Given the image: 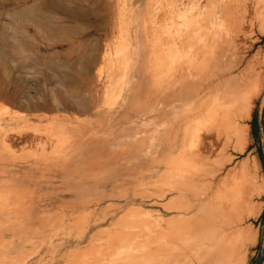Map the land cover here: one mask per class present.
Returning a JSON list of instances; mask_svg holds the SVG:
<instances>
[{
    "label": "rangeland",
    "instance_id": "obj_1",
    "mask_svg": "<svg viewBox=\"0 0 264 264\" xmlns=\"http://www.w3.org/2000/svg\"><path fill=\"white\" fill-rule=\"evenodd\" d=\"M187 4L190 7V0H72L70 4L69 3L64 4V1H60V0H0V107L3 109V110L1 109L2 112L7 110L6 115H3L4 113L0 111V113H2L0 115V127L2 129V131H0V138L4 139V142L6 141V145L7 144L10 145V147L9 145H7L9 149L8 151V149L4 147L3 145H1L0 143L1 145L0 146V152H1L0 159H2L1 160L2 162H0V172L2 171L0 175V179L8 180L10 174H13L15 176V181L11 183H4L3 184L4 186L0 188V192L2 194V198L0 199L2 201L0 203L2 202L4 203L0 205L1 207H3L5 203L6 204L8 203V195L10 193V190L11 192L13 190L12 193L14 194L13 195L14 199L11 205H5L6 207H9L8 208L9 210L5 209V206L2 209L0 208L1 210L5 209V211H7V216H6L7 218H1V217H4L5 216L4 213H6L5 211H1V210L0 211L4 213L0 215V218L5 219V220L10 219L11 222L12 220L13 222L16 221V224L15 222L14 224L12 222L10 223V225L9 223L5 225L4 223L9 222V221L3 220L4 221L3 222L0 219L1 220L0 224L2 223L0 225V233L3 232L0 234V240L1 241L6 240V241H3V244L5 243L4 245L6 246L8 244V247H9L7 249L6 246H4L3 244L0 245V249L2 246L6 248L5 250V248L2 247L3 251L5 250L4 255L1 254L3 253L1 252L2 249L0 250L1 256L2 255L4 256V257L0 256L1 264L2 263L3 264H6V263L7 264H68V263L69 264H73V263L74 264L75 263L76 264H88V262H90V259L93 256L94 257L99 256V258L101 257L100 256L101 254H99L100 250L99 252L98 251L96 252L94 250V249L98 250L97 248H99L100 246L101 247L99 249H102L101 251L104 255L106 253H108L109 255L110 254L109 251H110L111 252L110 256H112L114 249L113 248L111 249V246H112L111 240L113 239V237L115 238L117 235H121L122 234L121 231L123 232V229H124L121 227V225L119 226V224L122 223L123 220L125 221L126 217H128L126 218V220H128L129 222L130 221L133 222L134 219L137 220L136 222H138L139 217L137 215H134L135 214L134 211L140 212L139 216L142 215V212H143V214L148 215L152 220L158 221V223L160 224V227H162L160 230L161 232L159 233V236L163 237V235H165L167 236L168 239L170 237V239L174 240V237L171 238V236H174V233H173L174 229L169 227L167 223L170 221H174V217L178 216L177 213H174L173 205H174V200H175L174 198L176 197L179 198V196L177 193H174L173 185L176 183V180H174L175 179L174 177L176 176L174 168H175L176 163L174 162V157H173V160L171 159V157L174 155L177 156L178 153H180L179 152L180 148L174 152V137L176 136L177 143L180 146L183 141V138H182L183 131H184L183 128H185L186 123L183 124L184 127H182L179 131L175 130L176 124L174 125V100L173 101L171 100V98L174 99V97H171V95L174 96V94H172L174 93V90H173L174 86L172 85L174 84L173 83L174 80L176 82V79L178 77L175 79V77L171 75L172 78H170L169 77L170 75H168V73L171 74L173 72L172 74H174V71H175L174 67L178 65L177 60L178 62H180V60L183 61L182 58L185 59V57H186L185 59L186 61L184 60L183 64L184 63L186 64L184 65L192 66L195 63L197 64V65L195 64V66L201 65L200 61L202 60V58L199 57L198 60L197 59L195 60L196 57L194 53L191 54V52H194V51L190 49V53H189V48L187 46H189L188 44H190L191 41L195 39L193 40L194 43L190 44L192 48V45L195 44L197 37L198 38H197L196 44H200L202 37H200L199 35L202 36L203 35L202 33L204 34L206 33L204 32L205 31L204 29H206L205 27H201V29L197 31L199 32V34L195 32L194 30H192V26L190 25L191 10L189 7L186 8L188 6ZM32 6L37 7V15L33 17L28 14V8ZM64 7H67V9L72 12H77V11L79 12V10L82 9V13L84 16L66 17L59 10L60 8H64ZM257 24L258 23H256V28L253 34L250 35V39L249 37H247L245 39H241L240 41H237V44H240L238 45L239 46L238 53L244 57L242 67H244L246 62L253 55L258 54L259 56L257 55L256 57L260 59H262V57L264 56V33L260 34V32L258 31ZM60 29L66 30V33L60 32ZM211 29L212 28H210V30L208 31H211ZM201 30L202 31L204 30V31L200 33ZM174 36H177V37H174ZM185 36L190 39L187 40ZM193 36H195L196 38ZM176 38H179V39H177L176 41ZM178 40L179 41L182 40L180 41V43H183V46L185 45L182 50L183 52L180 53L181 56L179 59H177L178 58L177 56L179 55L178 54L176 55L177 52H175L177 51V48H178V47L177 48L175 47V44L176 46L179 45ZM244 43H245V46L243 45ZM194 46H193V50H194ZM174 47H175V50H174ZM140 50L143 53L145 52L144 53L145 55ZM174 56H176L175 60H174ZM192 56L194 59L193 62H195L194 64L193 62L190 61L192 59ZM188 58H191V59L189 60ZM84 60L87 61L85 67H83ZM188 60L190 62H188ZM150 63H152V66L158 72L157 75H156V71H154V68L152 69L154 73L152 72L149 73L152 68V67L150 68L151 66ZM157 63L158 65L163 64V65L158 66V67L163 66V67H160V69L158 68L159 71L156 68ZM174 63H177V65ZM165 65L169 67L166 68ZM51 66H55V67H51ZM86 66L89 69H87ZM56 67L59 68L58 72L54 71V68ZM147 67H149V69ZM165 68L166 70L170 68L171 72H169V70L167 72ZM98 69L100 72L98 71ZM139 70L141 73H139ZM263 70H264V67H263ZM203 71H205V69H203ZM147 72L149 73V75L148 74L146 75ZM191 73L192 72L189 73L190 76H191ZM203 74H206V71ZM139 75L142 76V79L139 78L141 77ZM152 75L154 76L155 79L153 78ZM167 75L169 77L168 79L166 78ZM255 75H254V79L257 78L258 76L256 75L255 77ZM193 77L194 76L190 77V79ZM156 79H158L159 81L158 83ZM194 79H196V77L193 78V80ZM168 80L171 83H168L167 82ZM193 80H191L192 86L195 85L194 83H196L197 81V80H194V81ZM138 81H139V85H138ZM131 82H134L137 84L134 86V84L133 83L131 84ZM153 83L154 85L156 83L155 87L152 86ZM167 85L170 87H168ZM139 86H142L141 87L142 89H140ZM156 86L157 87L159 86L160 89L162 88V90H164L162 91L158 88L160 92L162 91V93H166V90H170L171 92L168 91L167 95L163 94L164 95L163 97L162 93H160L159 90L156 89V91H158L159 94H161L160 96L164 98L162 99L160 96H157L156 94L158 93L154 91L155 90L154 88H156ZM165 86H167L168 88H165ZM134 88L135 89L139 88V90H143L142 91L143 94L140 91L138 92L137 90L135 91ZM133 89L136 93V97H135V93L132 95ZM148 90L150 92L152 91L151 95L153 94V92L155 93L153 95L157 96L158 103H157L156 97L152 96L153 97L152 98L148 96L150 100L146 97L147 95L150 94ZM144 93H147V94H144ZM168 93H170V95ZM140 95L141 96L146 95L145 97L147 98L148 101L146 100L145 97H141ZM127 96L128 98L130 97L129 101H128ZM153 99L154 100L156 99V103L154 101V104H150L152 103ZM160 99H162L161 103H159ZM130 101H132L133 103ZM129 102L131 103V106ZM148 104L150 105L149 106L150 108L148 107ZM125 105L126 106L128 105L127 106L129 107L128 110L125 107ZM153 106L154 108H157V107L158 109L160 108V111L158 109L153 110L154 109ZM179 106H182V108L180 109L176 108L178 117L182 116V114L184 115V111L185 113L189 112V114H191L190 110L192 109L190 108L192 107H194L193 108L194 110L192 111L196 112L195 111L196 106H193V104L192 105L188 104L186 106L179 104ZM124 107L126 109H124ZM130 108L133 110H130ZM147 109L148 111L149 109L151 111H149L148 113L147 111H145ZM185 109H188V112ZM124 110L127 112L128 115L125 114ZM134 110H137V111L139 110V111L136 112ZM156 110H158L159 112ZM121 113H123L122 114L123 117L121 116ZM134 113H136V115ZM153 113L156 115L158 114V115L156 116ZM193 116H195V114ZM193 116L192 118L190 117L191 118L190 120L194 118ZM119 117L120 119H117ZM250 117L251 118L247 122V125L249 128V142L246 148L244 149L243 153L242 152L233 153V151L231 150L227 151V154L233 155L234 158H233V162L225 167V169L223 170V173L227 169L233 167L236 163H240L246 159H248L249 161H252L254 157L258 165V172H259L258 175H260L261 176V177L259 176L260 179H263L264 181V90L261 94L258 95V97L254 99ZM154 121L156 122L154 123ZM191 122L192 121H190L189 132L191 131L192 135H190L189 137L190 139L187 137V139L189 140L185 142L188 143L191 140L192 143L190 142L186 145L184 142L186 146L184 147V149L185 148L186 150L187 148L189 149L187 151L184 150L185 153L187 152V154L190 151H193L195 147L194 145L195 143L192 140L195 139V136L193 135L196 134L194 131L196 130V128L191 125L193 123ZM57 123L58 125H56ZM61 123L64 126H67V127L62 126L66 130L62 129L59 126V125H62ZM148 123L150 125H148ZM252 123H255V126H256L255 134H253L252 132ZM28 124H31L32 126ZM145 124L147 126H145ZM55 125L57 126L56 127L57 129L60 128L62 130V132L61 130L60 132L64 133L66 135L65 137H67L68 135L69 138H72L71 141L73 140L74 141L76 140V141L75 142L73 141L74 142L73 143L70 141L68 137H67L69 140L68 142L66 138L63 139L64 134L59 135V133L56 132V128H54ZM68 125H70V127ZM121 125L125 126L126 128L125 127L120 128L122 127ZM25 126L26 127L30 126L31 128L35 130L30 129V127L29 128L27 127L28 130L24 131ZM116 126H118L119 128ZM20 127H22L23 129ZM19 128L20 130H23V131L20 132ZM68 128H70L69 131L67 130ZM75 128H77L78 130ZM11 129H12V132L10 131ZM29 129L32 131H29ZM115 129H117L118 131L116 130L117 131L116 132ZM126 129L128 130L125 131ZM15 130L17 131L16 132L17 134L13 132ZM63 130H65V132H63ZM72 130H74V132ZM107 130H109V132ZM133 130H135V132ZM124 131L126 132L125 134L129 137H126V135L124 136L122 135ZM148 131L149 132L151 131V132L149 133ZM34 132H38V133H34ZM90 132L91 134L93 133L95 137L93 136V134L91 135ZM197 132H198V129H197ZM128 133L130 134L128 135ZM152 133L153 135H151ZM116 134L122 135L121 137H124V138H121L119 136L121 139H124L123 142L119 140V142H122L123 146L122 144L120 145L119 143H117L118 141L116 140L120 138H118ZM189 134L191 133H188V136ZM51 135L53 138L51 137ZM70 135H72V137ZM89 135L94 137L93 138L94 141L91 140L92 137L89 138ZM135 135H136L135 139L137 142L134 139ZM79 137L81 138L83 137L82 142H84L83 140H85V138H86L85 142H87L88 140V145L85 142L82 143L84 147L87 146L84 148V150L82 147L83 145H80L81 147L79 146V144H81V138ZM59 138H61V140L63 141L58 140ZM88 138L91 140V142L89 141ZM137 138L138 139L140 138V140H138ZM78 139L80 142L78 141ZM110 139L113 141H109ZM38 140H39V143H38ZM133 140H134V143H133ZM125 141L127 142L124 143ZM70 143L72 144L71 148L77 147V149L70 148L71 151L70 152L68 151L69 154L67 156L66 155L67 153L65 151H67L66 149L70 147ZM76 143L78 146L76 145ZM105 143H106V147H110V149L107 148L108 150H111V145H112V149L115 148V146L117 145L118 147L115 148L116 152L115 151L110 152L108 150H106L105 152L104 150L106 148ZM153 143L155 144V146H153L154 145ZM190 144H192V146L194 145V147L191 148ZM67 145L68 147H66ZM99 145H103V148L105 147L103 149L104 151L102 150V147ZM124 146L126 148H124ZM43 147L45 148L46 151L43 150L44 149ZM54 147L55 148L57 147V148L55 149ZM78 147L80 149H78ZM96 147L99 150L98 151L99 153L95 152ZM100 148H101V151H100ZM123 148L126 150H124ZM10 150H13L14 152ZM50 150H54L55 154L54 152L51 153ZM72 150L81 151L79 155L80 157L79 156L77 157V160H76L77 162L72 161V160H73V157L76 154H78L79 151L78 152L75 151L77 153L74 154ZM48 151L50 154H53V156L50 155ZM56 151L57 153L59 151L58 153L60 154L59 157L60 156L62 157V159L60 157V160H62L63 166H62V163H60L61 161H59V157L58 159H57V156L55 157V155L57 154ZM63 151L65 153H63ZM46 152H47V155H46ZM125 152L128 154H126ZM119 153L121 156L119 155ZM13 154H15V156ZM70 154L71 156H69ZM94 154L96 155L94 156ZM100 154L102 156H100ZM5 156H6V159H9V160L5 161L6 160ZM64 156L68 157L67 159L68 161L66 160L67 162L63 160ZM84 156L86 157V159ZM98 156L100 157V159ZM133 156L136 159L134 160L137 161L136 163L133 162L134 161ZM154 156L156 157V159ZM222 156L223 155H221L220 153L219 154L216 153L214 154V156H212L213 159L211 158V161L214 162V164L216 163V165H221L223 163ZM15 157L17 159H15ZM20 157H21V160H20ZM46 157L49 161L53 157L52 159L53 161L52 160L51 162L47 161ZM69 157L70 159L72 157L71 161ZM95 157L98 161L95 159ZM105 157L107 160L105 159ZM13 159L15 162L12 163ZM39 159H40V163L39 161L37 163V160ZM83 159L86 160L85 163H83L84 162ZM170 159L172 162L170 161ZM3 160L6 162V164ZM44 160L46 161L45 163L43 162ZM32 161L35 163H33ZM69 161L72 163L69 164L70 163ZM139 162L141 163L140 165H139ZM168 162H169V165L167 166L166 164H168ZM91 163H93L92 164L93 167ZM96 163L99 165H97ZM31 164L33 167L31 166ZM66 165L68 166V168ZM165 165L167 167L169 166L171 167L172 165L173 167H171V169H173L172 173L173 172L174 173L171 174V171L169 170L170 167L167 169V167L165 168ZM6 166H7V171H5L4 169L6 168ZM64 166H66V170L69 169L68 171L70 172L68 171L66 172ZM74 166L76 170L75 169L72 170V167ZM54 167H56V169H58L59 167V170H56ZM85 169L87 171L89 170L91 171L87 173ZM63 170H64V173H63ZM104 170L106 172H103ZM79 171L81 173H78ZM168 171L170 172V174H168ZM113 172H114L113 176L115 177L117 176L116 178L112 176ZM141 172H142V175H141ZM164 172H166L167 174L166 173L165 174L168 176L163 174ZM2 173L5 175H3ZM97 173L100 174V177L99 176L97 177L98 175ZM66 174L69 176H67ZM79 174H80V177H79L80 180L78 178ZM85 175L88 177L90 181L87 180V177H85ZM110 175L112 176L110 178L111 180H109L108 177H107L108 179L106 178V176H110ZM82 176L84 177V180H82L83 179ZM90 176H91V179L89 178ZM165 176L166 178L168 177V180L165 178ZM66 177L69 178V180H67ZM161 177H164L168 182H166L165 179L163 178L166 184L165 183L162 184L163 180L161 179ZM63 178H64V181L62 180ZM96 178H98L99 180ZM101 178L103 179L101 180ZM74 179L76 180V182H74ZM160 179L162 182H160ZM36 180H38V183ZM48 180L50 182H48ZM100 181H101V184H99ZM84 182H85V185H84ZM157 182H159L158 183L159 185H157ZM169 182L172 185L169 186L168 184ZM12 183L15 188L13 187ZM82 183H83V186H81ZM5 184L7 185L11 184L12 186L11 187L10 185L6 186ZM116 184L120 186L117 187ZM153 184L155 186H153ZM87 185L89 186V188ZM68 186H71L73 190ZM77 186L79 187L77 188ZM5 187L8 189L5 190L4 189ZM41 187L42 189H40ZM128 187H129L128 190L130 192L128 190L126 191ZM149 187L151 188L149 189ZM163 187L164 188L166 187L165 189H167V191H165L164 189L162 191L161 188ZM68 188H70L72 192ZM143 188L144 189L146 188V189L144 190ZM25 189H27V191ZM65 189L68 191H66ZM75 189L79 190V194L80 193L81 194L79 195L78 191H76ZM97 189H98L99 195H97L98 194L96 192ZM100 189L102 190L104 189V191ZM4 190L6 191L5 193H4ZM58 190H59V193L61 191L60 194L57 193ZM86 190H89V191H87L86 193ZM131 190L134 191L133 195H132ZM136 190H137V194L138 192L139 193L142 192V195L141 196L137 195L135 192ZM62 191H65L66 194ZM114 191H116L117 193ZM122 191L125 192V194ZM157 191L158 193L160 192L161 193L158 194ZM164 191L165 193H163ZM113 193L114 195H112ZM50 194L52 195L51 196L52 198L49 197ZM100 194L101 195L104 194L103 197H100L101 196ZM119 194L121 195L119 196ZM40 195H43V196H40ZM81 195H83L84 198ZM148 195L150 197H148ZM39 196L41 197L42 200L39 199ZM88 196L90 197V199L88 198ZM135 196H137L138 198H136ZM85 197L88 198L90 201H88ZM98 197L100 198L98 199ZM104 197H107V198H104ZM75 199L76 200L78 199V200L76 201ZM15 200L16 201L19 200V201L16 202ZM61 201L63 204L61 203ZM64 201H66V203H64ZM67 201L69 203H67ZM84 201H86L87 203H90L91 205L87 204L89 205V207H87ZM73 202H75V204H72ZM79 202H83V203L79 204ZM259 202L263 204L261 213L257 217L249 218L246 221V223L251 224L254 227V230L257 233V241L255 245L250 247L245 264H264V194L258 200V203ZM60 204H62L63 206L62 205L60 206ZM83 204L85 205V207ZM75 205L76 206L80 205V206L76 207ZM168 205L170 208H172L173 206L172 210L168 208ZM25 206L29 207L27 208L28 212L25 210L24 211L22 210L23 212H21V209ZM73 206H75V208ZM166 206L169 211L166 208H164ZM26 207L23 209H26ZM129 208L132 209L134 214L129 213L132 211H129V212L127 211ZM13 210H15V212L18 214L14 213ZM29 211H31L32 213H30ZM8 212L9 213L12 212V215L11 213L9 214ZM24 212L28 213V218ZM79 212L82 217L80 216ZM125 212L128 213L126 214V216L123 215ZM60 214L61 215L64 214V216L62 215L64 218ZM73 214L76 216L74 217ZM9 215H10V218H9ZM13 215L15 216L18 215L17 216L18 218L13 217ZM58 215L59 217L61 216L60 218L64 220L61 221V219L58 218ZM132 215L135 217H132ZM122 216H125V217H122ZM26 219L29 221H27ZM18 221H21V222L18 223ZM26 221L28 224H25ZM164 221H167V223ZM41 222H43L44 225ZM134 224H137V223H134ZM69 225H71L70 228H69ZM164 225H167L169 228L165 227ZM1 226L4 228V230H2ZM41 226H42V229H41ZM5 227H8L7 229H9L10 227V229L7 230ZM11 227L13 228V230ZM24 227H25V230L21 229ZM19 229L23 230V232ZM26 229L28 232L26 231ZM15 230H18V231H15ZM43 230L44 232H42ZM7 231H10V232H7ZM12 231L13 232L15 231V232L13 233ZM107 231L109 232L107 233ZM110 231L112 233L114 232L113 235L115 234V232L118 233L119 231H120L119 233L121 234L118 233L117 235L115 234L116 236H113ZM168 231L169 233L173 231L172 235L168 233L171 236L167 235ZM103 232H106V233H103ZM22 233H24L25 235H22ZM48 235L50 236V238ZM19 236L21 237V241L22 240L23 241L25 240V241L21 243L18 240ZM111 236L113 237L110 238ZM168 239H166L165 242L167 241L169 242L170 239L169 240ZM107 240H109L108 245H106L107 243H105ZM7 241H9V243ZM18 241L20 242V244H18L19 243ZM10 242L12 243L11 247H10ZM92 245L94 246V248H92ZM13 246H14V249H13ZM15 246L17 248H15ZM105 247H108L106 253L104 252L106 249ZM103 248H104V251H103ZM84 249L86 250V253L87 251L89 252L92 249L93 252H96V254H93L91 250V253L89 252L91 255H88V254L86 255ZM80 252L82 254L84 252L85 256L82 255ZM73 253H76L77 256L76 254H73ZM81 255L83 257H80ZM9 256L11 257L14 256V257L11 258ZM88 256H90V259ZM67 257L69 258V260ZM108 259L109 258H106V260ZM108 264L110 263L108 262Z\"/></svg>",
    "mask_w": 264,
    "mask_h": 264
},
{
    "label": "bare ground",
    "instance_id": "obj_2",
    "mask_svg": "<svg viewBox=\"0 0 264 264\" xmlns=\"http://www.w3.org/2000/svg\"><path fill=\"white\" fill-rule=\"evenodd\" d=\"M60 1H64V4L65 3H69L72 2V0H60ZM53 4V3H52ZM176 5V4H175ZM188 5V4H187ZM66 6V5H65ZM184 6V4H183ZM61 7V6H60ZM189 5L186 7L188 8ZM177 8V7H176ZM190 10H191V19H190V25L192 26V30H194L195 32L199 31L201 29V27H205L206 29H204L203 31L206 32L205 34L202 33L203 35H199L200 37H202V40L200 41V44H196L197 42V38H196V42H195V46L192 45V48H191V43H194L193 40L195 39H191V43L188 44L189 46H187L189 48V53H190V49H192V51L194 52H191L194 53L195 55V60L202 58V60L200 61L201 65H198V66H195V62L194 59H193V56H192V59L191 58H188L191 62H193L194 65L192 66H186L183 64L184 58L183 61L180 60V62H178L177 60V63H174L176 64L174 67V74H169L170 75L169 77H171V75H173V77H175L176 79V82L174 80V84L172 86H174V96L171 95V97H174V99L171 98V100L173 101L174 100V125H175V130L179 131L183 126L184 123L185 124V128L184 131H183V141H182V144L179 146L178 143H177V140H176V136L174 137V152L177 151L179 148V152L177 156H172L171 159L173 160V157H174V163L175 164V168H174V171L176 173V176L174 177L176 180V183L173 185L174 187V193H177L179 198H174V213H177L178 216L174 217V221H170L167 223V221H164L167 223V225L169 227H171L172 229H174V232L171 231L169 233V231L167 232V235L171 234L172 235V232L174 233V236H171V238L174 237V240L170 239V241L168 242H165L167 238V236L163 235V237L159 236V233L161 232V228L160 227V224L158 223V221H154L152 220L148 215L146 214H143L142 212V215L139 216V213L140 212H137V211H132V209H128L127 211H132V212H129L131 214H134V215H137L139 218H138V222H136L137 220H135L134 218V223H137V224H134L132 221H128L126 220V217L125 218V221L122 223L119 224V226L121 225L123 229V232L121 231V235H117L118 233L115 232V234L117 235H112L113 236H116L115 238L113 236H111L110 238L113 237V239L111 240V249L113 248V253H112V256L111 255V252L109 251V255L107 252V248L108 247H105V251H104V248H103V251L106 253L105 255L102 253V249H99L97 248L98 250L94 249L96 252L100 250L99 254H101L99 258V256L97 257H93L90 259V256L89 259H90V262H88V264H108V262L110 264H245L246 263V259H247V255H248V252H249V249L251 246L255 245L256 241H257V233L256 231L254 230V227L251 225V224H248L246 223L247 219L249 218H252V217H257L260 213H261V209H262V203H258V200L263 196L264 194V181L263 179H260V175H258V165L253 157L252 161H249L248 159L246 160H243L242 162L240 163H236L233 167L227 169L224 173H223V170L225 169V167L229 164H231L233 162V158L234 156L233 155H228L227 154V151L228 150H231L233 151V153H243L244 149L246 148L248 142H249V128H248V125H247V122L249 121V119L251 118V110H252V107H253V102H254V99L256 97H258L259 94H261L264 90V70H263V67H264V56L262 57V59L260 58H257L256 55H253L247 62L246 64L244 65V67H242L243 65V61H244V57L242 55H240L238 53V45L240 44H237V41H240L241 39H245L247 37H249L250 39V35L253 34L255 28H256V23L257 24V27H258V31L260 32V34H263L264 33V0H190ZM70 9V8H69ZM61 11V13L63 15H65L66 17H74V16H77V17H81V16H84L83 13H82V9L79 10V12H72L70 10L67 9V7H64V8H60L59 9ZM28 14L31 15L32 17L33 16H36L37 15V7L36 6H32L30 8H28ZM181 17V16H180ZM182 19V18H181ZM257 21V22H256ZM46 22V21H45ZM47 23V22H46ZM213 26V27H212ZM179 27V26H178ZM211 31H208L210 30ZM142 30V29H141ZM187 31V30H186ZM193 31V32H194ZM202 30L200 31L203 32ZM213 31V32H212ZM60 32H63V33H66V30L64 29H60ZM186 33V32H185ZM190 33V32H188ZM199 34V32H197ZM196 33V34H197ZM144 34V33H143ZM179 34V33H178ZM184 34V33H182ZM180 34V35H182ZM194 34V33H193ZM189 35V34H188ZM195 35V34H194ZM178 36V35H177ZM177 36H174V37H177ZM190 36V35H189ZM198 36V35H197ZM180 37V36H179ZM186 37V36H185ZM252 38V37H251ZM147 39V38H146ZM177 39L179 38H176V41ZM182 39V38H181ZM186 39H190V38H187ZM201 39V38H200ZM136 40V39H135ZM140 40V39H139ZM184 40V39H183ZM253 40V39H251ZM257 40V39H256ZM179 41V40H178ZM182 41V40H180ZM179 41V45L176 46L175 44V47L177 48V52L176 55L178 54L179 56H177L179 59L180 58V53L183 52V43H180ZM255 41V39H254ZM186 42V41H185ZM189 42V41H188ZM245 42V40H244ZM240 43V42H239ZM242 43V42H241ZM140 44V43H139ZM163 44V43H161ZM186 44V43H185ZM245 46V43L243 44ZM140 46V45H139ZM154 46V45H153ZM193 46H194V50H193ZM248 46V44H247ZM251 46V45H250ZM175 47H174V50H175ZM252 47V46H251ZM249 48V46H248ZM148 49V48H147ZM157 49V48H156ZM186 49V48H185ZM241 49V48H240ZM136 51V50H135ZM141 51V50H140ZM146 51V50H145ZM153 51V50H152ZM156 51V50H155ZM137 52V51H136ZM142 52V51H141ZM143 53V52H142ZM145 53V52H144ZM143 53V54H144ZM152 53V52H150ZM187 53V52H186ZM188 53V54H189ZM141 54V53H140ZM244 54V53H243ZM145 55V54H144ZM190 55V54H189ZM188 55V56H189ZM246 55V54H245ZM183 56V55H182ZM187 56V54H186ZM259 56V55H258ZM145 57V56H144ZM142 57V58H144ZM154 57V56H153ZM176 56H174V60L176 59L175 58ZM141 59V58H140ZM155 59V58H154ZM144 60V59H143ZM188 60V62H190ZM261 60V61H260ZM186 61V60H185ZM199 62V61H198ZM87 61L84 60L83 61V67H85ZM142 63V62H141ZM147 64V63H145ZM150 68H151V71L149 73H154L152 71V69L154 68L152 66V63H150ZM159 65H163V64H159ZM158 63H157V66L156 68L160 69V67H163V66H159ZM189 65V64H188ZM197 65V64H196ZM143 66V65H142ZM155 66V65H154ZM51 67H55V66H51ZM166 68H168L166 65H165ZM242 67V68H241ZM87 68V66H86ZM135 68V67H134ZM143 68V67H142ZM149 69V67H147ZM165 68V70H166ZM172 68V67H170ZM170 68L168 69L169 72L170 71ZM53 69V68H52ZM56 69V70H55ZM89 69V68H87ZM132 69V68H131ZM140 69V68H139ZM158 69V71H159ZM203 69H205L206 71V74H203L205 73V71H203ZM138 70V69H137ZM136 70V71H137ZM168 70H166L168 72ZM173 70V69H172ZM54 71L55 72H58L59 71V68L56 67L54 68ZM99 71V69H98ZM127 71V70H126ZM133 71V70H131ZM146 71V70H145ZM154 71H156V69L154 68ZM162 71V70H161ZM203 71V72H202ZM97 72V71H96ZM100 72V71H99ZM138 72V71H137ZM146 73V75L149 73ZM164 72V70H163ZM190 72L191 73V76H190ZM139 73L140 70H139ZM157 71H156V75H157ZM161 73V72H160ZM162 74V73H161ZM258 75L257 78L254 79V75ZM155 75V74H153ZM152 75V76H153ZM168 75L166 76V78L168 79ZM176 75V76H175ZM255 75V77H256ZM100 76V74H99ZM98 76V77H99ZM113 76V75H112ZM141 76V75H139ZM188 79H187V77ZM194 76L193 78L196 77V79L194 80H197L196 83H194L195 85L192 86V82L191 80H193V78L190 79V77ZM164 77V76H162ZM198 77V78H197ZM140 79H142V76L139 77ZM149 78V77H148ZM152 78V77H150ZM154 78V76H153ZM155 79V78H154ZM163 79V78H162ZM161 79V80H162ZM190 79V80H189ZM157 80V83L159 82L158 79ZM193 80V81H194ZM153 81V80H152ZM164 82V81H162ZM168 83H171L169 82V80L167 81ZM134 84V86L137 84V83H134V82H131V84ZM141 83V82H140ZM190 83V84H189ZM124 84V83H123ZM122 84V86H123ZM148 84V83H147ZM138 85H139V81H138ZM146 85V84H145ZM156 85V83H155ZM154 83L152 84V86H154ZM166 85V84H165ZM169 85V84H168ZM167 85V86H168ZM133 86V87H134ZM144 86V85H142ZM142 86H139L140 89H142L141 87ZM151 86V85H149ZM164 86V85H163ZM162 86V87H163ZM165 86V88H168L170 86ZM132 87V88H133ZM122 88V87H120ZM139 88L135 89V91L137 90L140 91L142 93L143 90H139ZM151 88V87H150ZM153 88V87H152ZM159 86L156 88H154L155 92H157L159 94L160 90H162V88L159 90L158 89ZM164 88V89H165ZM119 89V88H118ZM133 89V93L132 95L135 93ZM149 89V88H148ZM156 89L159 90L156 91ZM146 90V88H145ZM150 90V89H149ZM148 90V91H149ZM132 91V89H131ZM164 91V90H162ZM162 91L160 93H162ZM170 91V90H166V93H162V96L164 97L163 94H166L167 95V92ZM122 92V91H121ZM128 92V91H127ZM147 92V91H146ZM150 92V91H149ZM152 92V91H151ZM151 92L149 95H143L141 97H147L149 100L150 98L149 97H152L154 96L153 94H155L153 92V94L151 95ZM171 92V91H170ZM120 93V92H119ZM130 93V91H129ZM139 94V93H138ZM143 94V93H142ZM144 94H147V93H144ZM156 94L157 96H160L161 94ZM170 95V93H168ZM131 95V96H132ZM154 96L157 98V96ZM165 95V96H166ZM139 96V95H138ZM149 96V97H148ZM162 96H160L162 98ZM107 97V96H106ZM134 97V96H133ZM132 97V98H133ZM135 97H136V93H135ZM145 97V98H146ZM170 97V96H169ZM108 98V97H107ZM128 98V96H127ZM130 98V97H129ZM129 98H128V101H129ZM131 98V99H132ZM140 98V97H139ZM146 98V100H147ZM153 98V97H152ZM130 99V100H131ZM136 99V98H135ZM141 99V98H140ZM143 99V98H142ZM164 99V98H162ZM160 99V102L161 103V100ZM127 100V99H126ZM168 100V98H167ZM148 101V100H147ZM154 101L156 103V99L152 101V103L150 104H154ZM170 101V100H169ZM132 102V101H130ZM129 102V103H130ZM142 102V101H140ZM146 102V101H145ZM163 102V101H162ZM165 102V100H164ZM128 103V102H127ZM133 103V102H132ZM157 103H158V98H157ZM139 104V103H137ZM142 104V103H141ZM165 104V103H164ZM179 104H182L184 106L188 105V104H193V106H196L195 107V111H192L194 110L192 108V110H190L191 114H189L188 112V109H185L187 110L188 113H185L184 111V115L182 114V116H179L178 117V113L176 111V108L177 109H180L182 108V106H179ZM109 105V104H108ZM112 105V104H111ZM129 105V104H128ZM127 105V106H128ZM146 105V104H145ZM156 105V104H155ZM159 105V104H158ZM125 105V107L128 108ZM130 106H131V103H130ZM150 105L148 104V107ZM160 106V105H159ZM124 107V109H126ZM136 108V107H134ZM150 108V107H149ZM154 108V106H153ZM1 107H0V111H1ZM155 109H158L157 108H154L153 110ZM3 110V109H2ZM130 110H133L130 108ZM141 110V109H140ZM160 111V108L158 109ZM156 110V111H158ZM7 111V110H6ZM6 111H1L2 113H4L3 115H6ZM125 111V110H124ZM123 111V112H124ZM136 112H138L137 110H134ZM144 111V110H143ZM149 113V111H151L149 109L145 110ZM158 111V112H159ZM163 111V110H162ZM119 112V111H118ZM142 112V111H141ZM164 112V111H163ZM195 116H193L194 114ZM0 113V115L2 114ZM129 113V112H128ZM143 113V112H142ZM141 113V114H142ZM123 113H121V116H122ZM125 114H127V112L125 111ZM136 115V113H134ZM154 114V113H153ZM180 114V115H181ZM10 115V114H9ZM128 115V114H127ZM139 115V114H138ZM156 115V114H154ZM158 115V114H157ZM156 115V116H157ZM194 117L192 120H190L192 118V116ZM150 116V115H149ZM162 116V115H161ZM11 117V116H10ZM115 117V116H114ZM123 117V116H122ZM125 117V115H124ZM137 117V116H136ZM154 117V116H153ZM152 117V119H153ZM160 117V115H159ZM191 117V118H190ZM131 118V117H130ZM156 118V117H155ZM117 119H120L117 118ZM127 119V117H126ZM138 119V118H137ZM122 120V119H121ZM124 120V119H123ZM130 120V119H129ZM140 120V119H139ZM159 120V119H158ZM195 120V121H194ZM26 121V120H24ZM116 121V120H115ZM137 121V120H135ZM190 121H192L191 125L194 126L196 128L195 133L193 136H195V139L192 140L194 141V145L192 146L191 145V148L194 147V150L193 151H190L188 154L187 152L185 153L184 150H186V148L184 149L185 144L187 145L188 143L191 142V140L187 143L185 141L189 140L190 138V135H192V132L190 131L189 132V127H190ZM55 122V121H54ZM117 122V121H116ZM156 121H154L155 123ZM160 122V121H159ZM28 123V122H27ZM31 123V122H30ZM151 123V122H149ZM148 123V125H150ZM153 123V122H152ZM62 124V123H61ZM64 124V122H63ZM59 125L62 129H65L63 127H67V126H64V125ZM116 124V123H115ZM157 124V123H156ZM25 125V124H24ZM27 125V124H26ZM30 126H32L31 124H28ZM58 125V123L56 124ZM55 125L54 128H56L57 126ZM127 125V124H126ZM182 125V126H181ZM30 126H27L28 128ZM63 126V127H62ZM70 127V125H68ZM108 126V125H107ZM106 126V127H107ZM122 127L120 128H123L125 126L121 125ZM142 126V125H141ZM145 126H147L145 124ZM191 126V127H192ZM25 126L24 128V131L28 130ZM50 127V126H49ZM118 127V126H116ZM151 127V126H150ZM171 127V125H170ZM193 127V128H194ZM22 128V127H20ZM19 128V130H20ZM38 128V127H37ZM59 128V127H58ZM109 128V127H108ZM119 128V127H118ZM117 128V129H118ZM126 128V127H125ZM130 128V127H128ZM132 128V127H131ZM156 128V127H155ZM159 128V126H158ZM23 129V128H22ZM30 129H33L30 127ZM29 131H32L30 130ZM47 129V128H46ZM45 129V131H46ZM49 129V128H48ZM53 129V128H52ZM72 129V128H71ZM77 129V128H75ZM103 129V128H101ZM115 129V131L117 130ZM197 129H198V132H197ZM18 130V129H17ZM35 130V129H33ZM54 130V129H53ZM60 128L57 129L56 128V132L60 134H64V133H61L60 132ZM66 130V129H65ZM65 130H63V132H65ZM68 131L70 130V128L67 129ZM78 130V129H77ZM87 130V129H86ZM92 130V129H91ZM124 130V129H123ZM128 129H126L125 131H127ZM146 130V129H145ZM192 130V128H191ZM0 131H2L1 127H0ZM12 132V129L10 130ZM23 131V130H20V132ZM44 131V133H45ZM74 132V130H72ZM81 131V130H80ZM109 132V130H107ZM113 131V130H112ZM118 131V130H117ZM116 131V132H117ZM122 131V130H120ZM122 134L123 136L126 135L125 132ZM135 132V130H133ZM132 131V132H133ZM141 131V129H140ZM152 131V130H151ZM150 131V132H151ZM193 131V132H194ZM15 132V134H17L16 130L13 131ZM43 132V131H41ZM53 132V131H52ZM149 132V131H148ZM149 132V133H150ZM8 133V132H7ZM6 133V134H7ZM19 133V132H18ZM34 133H38V132H34ZM40 133V132H39ZM55 133V132H54ZM67 133V132H66ZM95 133V132H94ZM112 133V132H111ZM114 133V132H113ZM119 133V132H118ZM131 133V131H130ZM128 133V135L130 134ZM188 133H191L189 134L188 136ZM41 134V133H40ZM76 134V133H74ZM91 134V132H90ZM93 134V133H92ZM91 134V135H92ZM105 134V133H104ZM107 134V133H106ZM142 134V133H141ZM155 134V133H154ZM21 135V134H20ZM57 135V133H56ZM58 135V136H59ZM84 135V134H82ZM117 135V134H116ZM114 135V136H116ZM122 135H117L118 138H120ZM137 135V134H136ZM136 135L134 137V139L136 138ZM139 135V133H138ZM137 135V136H138ZM149 135V134H147ZM153 135V133L151 134ZM6 136V135H5ZM63 139L66 138L67 139V142L69 141L68 138L69 136L67 135V137H65L66 135L64 134L63 135ZM72 137V135H70ZM86 136V135H85ZM84 136V137H85ZM94 136V134H93ZM111 136V135H110ZM120 136V137H119ZM52 137V135H51ZM92 136L89 135V138H91ZM95 137V136H94ZM91 138V140H93V138ZM126 137H129L126 135ZM140 137V136H139ZM187 137L189 139H187ZM192 137V136H191ZM6 138V137H4ZM40 138V137H39ZM47 138V137H46ZM50 138V137H49ZM53 138V137H52ZM55 138V137H54ZM75 138V137H74ZM81 138V137H79ZM83 138V137H82ZM82 138H81V144L80 145H83L82 143H84L86 141V138L85 140H83L84 142H82ZM88 138V139H89ZM121 138H124V137H121ZM118 139L116 141H118L117 143H119L120 145L122 144L123 140L124 139ZM146 138V137H144ZM70 141L72 140V138H69ZM97 139V138H96ZM128 139V138H127ZM130 139V138H129ZM138 139V138H137ZM151 139V138H150ZM57 140V139H56ZM55 140V141H56ZM58 140H61V138H59ZM91 140L89 139V141L91 142ZM101 140V139H100ZM122 141V142H119ZM132 140V138H131ZM140 140V138L138 139ZM153 140V139H152ZM44 141V140H43ZM49 141V140H48ZM53 141V140H52ZM63 141V140H61ZM66 141V140H65ZM74 141V140H73ZM71 141V142H73ZM76 141V140H75ZM74 141V142H75ZM79 141V139H78ZM77 141V142H78ZM94 141V140H93ZM109 141H113V140H109ZM128 141V140H127ZM127 141H125L124 143H126ZM136 141V139H135ZM144 141V140H143ZM41 142V141H40ZM73 142V143H74ZM80 142V141H79ZM89 142V144H90ZM115 142V140H114ZM130 142V141H129ZM137 142V141H136ZM185 142V144H184ZM0 143L1 145H3L4 147H6L8 149V146L9 144L6 145V141L4 142V139H1L0 138ZM5 143V145H4ZM38 143H39V140H38ZM44 143V142H43ZM87 145H88V140L87 142H85ZM133 143H134V140H133ZM152 143V141H151ZM155 143V142H154ZM153 143V144H154ZM192 143V142H191ZM51 144V143H50ZM54 144V143H53ZM61 144V143H60ZM68 144V143H67ZM108 144V142H107ZM152 144V145H153ZM0 145V146H1ZM69 145V144H68ZM68 145L66 147H68ZM71 143H70V147H68L65 151L68 156L69 152L71 151L70 148H71ZM77 145V143H76ZM119 145V146H120ZM141 145V144H140ZM151 145V144H149ZM78 146V145H77ZM98 146V145H97ZM102 147V150L106 147V143H105V147L103 148V145H99ZM110 146V145H109ZM123 146V144H122ZM126 146V145H125ZM124 146V148H126ZM131 146V145H130ZM155 146V144L153 145ZM158 146V145H157ZM156 146V147H157ZM189 146V145H188ZM10 147V145H9ZM38 147V146H37ZM61 147V146H60ZM81 147V146H80ZM83 147V150L85 147L84 145L82 146ZM118 147L117 145L115 146V148ZM152 147V146H150ZM31 148V147H30ZM44 148V147H43ZM55 148V147H54ZM57 148V147H56ZM55 148V149H56ZM77 147H73L71 149H74ZM107 148L110 149V147H106L104 150L106 152V150H108ZM113 148L112 149V145H111V150H108V151H115L116 149ZM123 148V149H124ZM130 148V147H129ZM128 148V149H129ZM142 148V147H141ZM154 148V147H153ZM183 148V149H182ZM12 149V147H11ZM53 149V148H52ZM61 149V148H60ZM64 149V150H65ZM78 149H80L78 147ZM121 149V148H120ZM122 149V151H123ZM135 149V148H134ZM14 150V149H13ZM13 150H10V151H13ZM45 150V148L43 149ZM42 150V151H43ZM59 150V148H58ZM103 150V151H104ZM126 150V149H124ZM131 150V149H130ZM144 150V149H143ZM187 150H189L187 148ZM186 150V151H187ZM192 150V149H191ZM9 151V149H8ZM46 151V150H45ZM51 153L54 152L55 154V151L54 150H50ZM61 151V150H60ZM69 151V152H68ZM73 151V150H72ZM75 151H79L78 154H76L77 152ZM73 151L74 154H76L74 157H73V160H72V157L70 159V161H76L77 160V157L80 155V150H75ZM86 151V149H85ZM88 151V150H87ZM99 150L97 149L96 147V153L98 152ZM100 151H101V148H100ZM138 151V150H137ZM141 151V150H140ZM14 152V151H13ZM40 152V151H39ZM62 152V151H61ZM63 151V153H65ZM116 152V151H115ZM121 152V150H120ZM156 152V151H155ZM1 153V152H0ZM49 153V151H48ZM57 153V151H56ZM59 153V151H58ZM57 153V154H58ZM71 153V154H73ZM83 153V151H82ZM87 153V152H86ZM99 153V152H98ZM124 153V152H123ZM126 153V152H125ZM140 153V152H139ZM146 153V152H145ZM216 153H220L221 155H223V163L221 165H216V163L214 164V162L211 161V158L213 159L212 156H214V154ZM11 154V152H10ZM43 154V153H42ZM50 154V153H49ZM55 155V157L57 156V159L59 157L60 154L58 155ZM71 154L69 156H71ZM115 154V153H114ZM128 154V153H126ZM150 154V153H149ZM154 154V153H153ZM3 155V154H2ZM15 156V154H13ZM45 155V154H44ZM46 155H47V152H46ZM45 155V156H46ZM53 156V154H50ZM63 155V154H62ZM96 154H94L95 156ZM120 155V153H119ZM136 155V154H135ZM143 155V154H142ZM141 155V156H142ZM167 155V154H166ZM10 156V155H9ZM42 156V155H40ZM43 156V157H45ZM87 156V155H86ZM100 156H102L100 154ZM105 156V155H104ZM118 156V154H117ZM121 156V155H120ZM137 156V155H136ZM156 156V155H155ZM154 156V157H155ZM160 156V155H159ZM4 157V156H3ZM49 157V156H48ZM61 157V156H60ZM60 157H59V161H61L60 163H62V160H60ZM80 157V156H79ZM82 157V156H81ZM85 157V156H84ZM97 157V156H96ZM95 157V159H96ZM99 157V156H98ZM110 157V156H109ZM152 157V156H151ZM216 158V157H215ZM218 158V157H217ZM5 159H6V156H5ZM15 159H17L15 157ZM23 159V158H22ZM47 159V157H46ZM45 159V160H46ZM53 159V157H52ZM51 159V160H52ZM56 159V160H57ZM62 159V157H61ZM68 157H63V160H65V162H67L68 160ZM86 159V157H85ZM85 159L83 163H85ZM100 159V157H99ZM106 159V157H105ZM104 159V161H105ZM123 159V157H122ZM135 159V157L133 156V160ZM139 159V157H138ZM145 159V157H144ZM156 159V157H155ZM170 159V161H171ZM176 159V160H175ZM2 159H0V162ZM9 159H6L5 161H7ZM20 160H21V157H20ZM43 161L44 163L46 161ZM51 160L49 161L47 159V161L51 162ZM55 160V161H56ZM67 160V161H66ZM97 160V159H96ZM95 160V162H96ZM107 160V159H106ZM114 160V159H113ZM132 160V159H131ZM136 160V159H135ZM133 161V162H137V161ZM4 161V160H3ZM4 161V162H5ZM11 161V160H10ZM9 161V162H10ZM40 163V159L37 160V163ZM53 161V160H52ZM69 161V162H70ZM98 161V160H97ZM101 161V160H100ZM103 161V162H104ZM109 161V160H108ZM116 161V160H115ZM125 161V160H123ZM139 161V160H138ZM3 162V164H4ZM8 162V163H9ZM15 162L14 159L12 161V163ZM33 162V161H32ZM31 162V163H32ZM64 162V161H63ZM77 162V161H76ZM75 162V163H76ZM102 162V161H101ZM154 162V161H153ZM157 162V161H156ZM172 162V161H171ZM35 163V162H33ZM59 163V162H58ZM72 162H70L69 164H71ZM74 163V162H73ZM122 163V162H121ZM158 163V162H157ZM6 164V162H5ZM67 164V165H69ZM77 164V163H76ZM93 163H91L92 165ZM95 164V163H94ZM97 164V163H96ZM138 164V163H137ZM141 163L139 162V165ZM166 164V163H165ZM173 164V163H171ZM52 165V164H51ZM66 165V166H67ZM99 165V164H97ZM155 165V163H154ZM167 166L169 165V162L168 164H166ZM165 165V168L167 167ZM25 166V165H24ZM29 166V165H28ZM32 166V164H31ZM37 166V165H35ZM46 166V165H45ZM58 166V164H57ZM61 166V165H60ZM62 166H63V163H62ZM61 166V167H62ZM66 166H64L65 168V171L67 172L69 169L66 170ZM85 166V165H83ZM106 166V165H105ZM104 166V167H105ZM112 166V165H111ZM150 166V165H149ZM33 167V166H32ZM53 167V166H52ZM93 167V165H92ZM101 167V165H100ZM124 167V166H123ZM170 167V166H169ZM167 167V169L169 168ZM171 167H173L171 165ZM170 167V171H171V174L173 169H171ZM13 168V167H11ZM30 168V167H29ZM37 168V167H36ZM56 169V167H54ZM68 168V166H67ZM81 168V167H79ZM78 168V169H79ZM88 168V167H87ZM86 168V169H87ZM91 168V167H90ZM97 168V166H96ZM5 171H7V166L6 168H4ZM9 169V168H8ZM49 169V168H48ZM63 169V168H62ZM75 169V166L72 167V170ZM84 169V168H83ZM82 169V171H83ZM85 169V170H86ZM89 169V168H88ZM93 169V168H92ZM145 169V168H144ZM147 169V168H146ZM2 170V168H1ZM11 170V169H10ZM56 170H59V167L58 169ZM61 170V169H60ZM71 170V171H72ZM76 170V169H75ZM81 170V169H80ZM98 170V169H96ZM100 170V169H99ZM108 170V169H107ZM165 170V169H164ZM53 171V170H52ZM87 171V170H86ZM85 171V172H86ZM91 171V170H89ZM89 171H87V173H89ZM127 171V170H126ZM130 171V170H129ZM158 171V170H157ZM2 172V171H1ZM1 172H0V175H1ZM4 172V171H3ZM27 172V171H26ZM62 172V171H61ZM65 172V173H66ZM70 172V171H68ZM77 172V171H75ZM94 172V171H93ZM100 172V171H99ZM103 172H106L105 170ZM102 172V173H103ZM146 172V171H145ZM144 172V174H145ZM148 172V171H147ZM29 173V172H28ZM63 173H64V170H63ZM78 173H81L80 171ZM150 173V172H149ZM147 173V174H149ZM166 172H164L163 174H165ZM223 173V174H222ZM3 174V173H2ZM56 174V173H55ZM54 174V175H55ZM68 174V173H67ZM66 174V175H67ZM77 174V173H76ZM84 174V173H82ZM98 174V173H97ZM140 174V173H139ZM151 174V173H150ZM167 174V173H166ZM165 174V175H166ZM168 174H170V172L168 171ZM222 174V175H221ZM5 175V174H3ZM28 175V174H26ZM25 175V177H26ZM92 175V174H91ZM96 175V174H95ZM109 175V174H108ZM114 175V172L112 173V176ZM141 175H142V172H141ZM152 175V174H151ZM150 175V176H151ZM19 176V175H18ZM69 176V175H67ZM72 176V175H71ZM77 176V175H76ZM100 177V174L97 175V177ZM102 176V174H101ZM111 175L110 176H106V178L108 177L109 180H111L110 178L112 177ZM140 176V175H139ZM164 176V175H163ZM168 176V175H166ZM165 176V178H166ZM172 176V175H171ZM260 176V177H259ZM32 177V176H31ZM30 177V178H31ZM64 177V176H63ZM80 177V174L78 176V178ZM83 177V176H82ZM85 177H87L85 175ZM94 177V176H93ZM104 177V176H103ZM115 177V176H113ZM117 177V176H116ZM115 177V178H116ZM160 177V175H159ZM170 177V175H169ZM173 177V176H172ZM29 178V179H30ZM40 178V177H39ZM51 178V177H50ZM49 178V179H50ZM91 179V176L89 177ZM107 178V179H108ZM164 177H161V179L163 180V183L164 184ZM26 179V178H25ZM56 179V178H55ZM67 180H69V178L66 177ZM65 179V180H66ZM98 179V178H96ZM103 178H101L102 180ZM160 179V182H162ZM168 180V177L166 178ZM165 179L166 182H168L167 180ZM171 179V178H170ZM169 179V180H170ZM64 181V178L62 179ZM61 180V181H62ZM66 180V181H67ZM80 180V178H79ZM84 180V177L83 179ZM86 180V178H85ZM87 180L88 177H87ZM99 180V179H98ZM105 180V179H104ZM15 181V176L13 174H10L9 176V179L8 180H2L0 179V188L2 186H4L3 184L4 183H11ZM37 183H38V180H36ZM47 181V180H45ZM60 181V182H61ZM90 181V180H89ZM93 181V180H92ZM95 181V180H94ZM151 181V180H150ZM48 182H50L48 180ZM68 182V181H67ZM66 182V183H67ZM74 182H76V180L74 179ZM99 182V181H98ZM104 182V181H103ZM102 182V183H103ZM109 182V181H108ZM156 182V181H155ZM172 182V181H170ZM170 182L168 183L169 186L172 185L170 184ZM15 183V182H14ZM31 183V182H30ZM63 183V182H62ZM78 183V182H77ZM76 183V184H77ZM97 183V182H96ZM106 183V181H105ZM154 183V182H153ZM159 182H157V185ZM174 183V182H172ZM51 184V183H50ZM64 184V183H63ZM80 184V182H79ZM101 184V181L100 183ZM98 184V185H99ZM119 184V183H118ZM117 185V187H119ZM156 184V183H155ZM166 184V183H165ZM167 184V185H168ZM6 186L10 185V187L13 185L11 184H5ZM29 185V184H28ZM27 185V186H28ZM32 185V184H31ZM60 185V184H59ZM75 185V184H74ZM84 185H85V182H84ZM97 185V184H96ZM25 186V185H24ZM26 186V187H27ZM52 186V185H50ZM72 186V185H71ZM71 186H68L71 188ZM83 186V183L82 185ZM80 186V187H81ZM88 186V185H87ZM86 186V187H87ZM95 186V185H94ZM125 186V185H124ZM123 186V187H124ZM153 186H155L153 184ZM164 186V185H163ZM14 187V185H13ZM17 187V186H16ZM31 187V186H30ZM46 187V186H45ZM58 187V186H57ZM79 186H77L78 188ZM93 187V186H91ZM139 187V186H138ZM159 187V186H157ZM162 187V186H161ZM167 187V186H166ZM165 187V188H166ZM15 188V187H14ZM19 188V187H18ZM39 188V187H38ZM68 188L71 192L72 190ZM82 188V187H81ZM89 188V186H88ZM86 188V189H88ZM111 188V187H110ZM109 188V189H110ZM151 187H149L150 189ZM164 187L161 188V190L163 191V189L165 191H167V189H165ZM172 188V189H173ZM3 189V188H2ZM5 190L8 189V188H4ZM28 189V188H27ZM27 189H25L27 191ZM42 189V187L40 188ZM39 189V190H40ZM92 189V188H91ZM116 189V188H115ZM121 189V188H120ZM123 189V188H122ZM126 189V188H125ZM129 189V187L126 189V191ZM138 189V188H137ZM144 189V188H143ZM142 189V190H143ZM146 189V188H145ZM144 189V190H145ZM155 189V188H154ZM170 189V188H169ZM4 190V193L6 192ZM10 190V189H9ZM38 190V189H37ZM66 190V189H65ZM76 190V189H75ZM102 190V189H100ZM134 190V189H133ZM133 190L132 191V195H133ZM139 190V189H138ZM143 190V191H144ZM160 190V191H161ZM17 191V190H16ZM68 191V190H66ZM69 191V192H70ZM78 191V194H79V190H76ZM85 191V189H84ZM87 191L89 190H86V193ZM91 191V190H90ZM96 191V190H94ZM104 191V189L102 190ZM129 191V190H128ZM153 191V190H152ZM159 191V190H158ZM157 191V193H158ZM161 191V192H162ZM165 191L163 193H165ZM13 192V190H12ZM11 192L10 190V193L8 195V203L5 205H11V203L13 202V193ZM36 192V191H35ZM66 194L65 191H62ZM74 192V191H73ZM99 195V192H98V189L96 191ZM116 192V191H114ZM123 192V191H122ZM121 192V193H122ZM130 192V191H129ZM136 194H137V190L135 191ZM148 192V191H147ZM160 192V193H161ZM3 193V192H2ZM32 193V192H31ZM53 193V192H52ZM51 193V194H52ZM58 194L59 193V190L57 192ZM84 193V192H83ZM82 193V194H83ZM85 193V194H86ZM101 193V192H100ZM117 193V192H116ZM119 193V192H118ZM125 194V192H123ZM141 193V194H140ZM138 192L137 195H142V192ZM146 193V192H144ZM152 193V192H151ZM156 193V194H157ZM158 193V194H160ZM1 194V192H0ZM35 194V193H34ZM45 194V193H44ZM43 194V195H44ZM50 194L49 197H51L52 195ZM54 194V193H53ZM71 194V193H70ZM74 194V193H73ZM81 194V193H80ZM79 194V195H80ZM92 194V193H91ZM107 194V193H106ZM128 194V193H127ZM149 194V193H148ZM157 194V195H158ZM43 195H40V196H43ZM101 195V194H100ZM104 194H102L100 197H103ZM110 195V194H109ZM114 195V193L112 194ZM118 195V194H117ZM121 194H119L120 196ZM146 195V194H145ZM6 196V195H5ZM17 196V194H16ZM31 196V195H30ZM34 196V195H33ZM39 196V199H41V197ZM83 198L84 196L81 195ZM96 196V195H95ZM94 196V197H95ZM128 196V195H127ZM139 196V198H140ZM152 196V194H151ZM154 196V195H153ZM156 196V195H155ZM159 196V195H158ZM28 197V196H27ZM48 197V198H49ZM78 197V196H77ZM98 197V199L100 198ZM136 198H138L137 196H135ZM145 197V196H143ZM148 197H150L148 195ZM2 198V194L0 195V199ZM7 198V197H6ZM17 198V197H16ZM20 198V197H19ZM23 198V197H22ZM35 198V197H34ZM33 198V199H34ZM52 198V197H51ZM58 198V197H57ZM86 198V197H85ZM88 198L90 199V197L88 196ZM88 198H86L88 201H90ZM92 198V197H91ZM97 198V197H96ZM104 198H107V197H104ZM109 198V197H108ZM147 198V197H146ZM26 199V198H25ZM60 199V198H59ZM85 199V200H86ZM17 200V199H16ZM15 200V201H16ZM42 200V199H41ZM71 200V199H70ZM76 200V199H75ZM78 200V199H77ZM76 200V201H77ZM83 200V199H82ZM86 200V201H87ZM2 200H0L1 202ZM7 201V200H6ZM14 201V202H15ZM19 201V200H18ZM16 201V202H18ZM86 201H84L85 205L87 204H90V203H87ZM97 201V200H96ZM176 201V202H175ZM71 202V201H70ZM94 202V201H93ZM37 203V202H36ZM39 203V202H38ZM62 203V201H61ZM64 203H66V201H64ZM67 203H69L67 201ZM78 203V202H77ZM80 203H83V202H79ZM92 203V202H91ZM1 204H4L3 202L0 203ZM33 204V203H32ZM63 204V203H62ZM60 204V206L62 205ZM72 204H75V202H73ZM83 204V205H84ZM4 205V206H5ZM16 205V204H15ZM27 205V204H26ZM34 205V204H33ZM68 205V204H67ZM84 205V207H85ZM91 205V204H90ZM159 205V204H158ZM3 206V205H2ZM3 206V207H4ZM36 206V205H35ZM34 206V207H35ZM59 206V207H60ZM63 206V205H62ZM65 206V205H64ZM70 206V205H69ZM72 206V205H71ZM76 206V205H75ZM75 206H73L75 208ZM80 205L76 206V207H79ZM172 206V205H171ZM172 206V208H173ZM3 207L0 206V208L2 209ZM26 207V206H25ZM23 207V208H25ZM33 207V209H34ZM57 207V206H56ZM68 207V206H66ZM87 207H89V205H87ZM86 207V208H87ZM9 207H6L5 206V209H8ZM16 208V207H14ZM21 209V212H23L24 210L27 211V208L29 207H26V209ZM31 208V207H30ZM36 208V207H35ZM40 208V207H39ZM61 208V207H60ZM72 208V207H71ZM167 209V206L164 207ZM168 208L172 210V208L169 207L168 205ZM0 209V210H1ZM4 210H1V211H5ZM9 210V209H8ZM23 210V211H22ZM134 210V209H133ZM168 210V209H167ZM0 211V215H2L3 213ZM169 211V210H168ZM6 213H4V217H1V218H7V211H5ZM14 213L15 210H13ZM28 212V211H27ZM30 213H32L31 211H29ZM40 212V211H39ZM38 212V213H39ZM138 214H137V213ZM150 212V211H149ZM9 213V212H8ZM11 215H12V212H10ZM9 213V214H10ZM20 213V212H19ZM26 215H27V218H28V213L24 212ZM22 213V214H24ZM29 213V214H30ZM54 213V212H53ZM18 214V213H16ZM43 214V213H42ZM80 214V212H79ZM86 214V213H84ZM126 214L128 213H124L123 215L126 216ZM61 215V214H60ZM64 216V214H62ZM61 215V216H62ZM74 215V214H73ZM18 216V215H17ZM15 215H13V217H17ZM24 216V215H23ZM22 216V218H23ZM40 216V215H39ZM43 216V215H42ZM52 216V215H51ZM60 216V217H61ZM62 216V217H63ZM70 216V215H69ZM76 215H74L75 217ZM81 216V214H80ZM125 216H122V217H125ZM129 216V215H127ZM21 217V215H20ZM26 217V216H25ZM24 217V218H25ZM35 217V216H34ZM50 217V216H49ZM59 215H58V218H60ZM82 217V216H81ZM84 217V216H83ZM132 217H135L132 215ZM0 218V219H1ZM9 218H10V215H9ZM18 218V217H17ZM21 218V220H22ZM32 218V217H31ZM30 218V219H31ZM57 218V219H58ZM64 218V217H63ZM86 218V217H85ZM42 219V218H41ZM47 219V218H46ZM61 219V218H60ZM2 221H6L8 219H1ZM0 220V221H1ZM27 220V219H26ZM64 220V219H61V221ZM3 221V222H4ZM9 222H5L4 224L6 225L7 223H12L11 220L9 219L8 220ZM25 221V220H24ZM29 221V220H27ZM26 221L25 224H28ZM40 221V220H39ZM48 221V220H46ZM53 221V220H52ZM77 221V220H76ZM75 221V222H76ZM82 221V220H81ZM160 221V220H159ZM15 224H16V221H14ZM13 222V224H14ZM21 221H18V223H20ZM44 222V221H43ZM41 222L43 225L44 223ZM55 222V221H54ZM163 222V223H164ZM34 223V222H33ZM79 223V222H78ZM2 224V223H1ZM0 224V225H1ZM40 224V223H39ZM77 224V223H76ZM118 224V223H116ZM248 224V225H247ZM24 225V224H23ZM22 225V226H23ZM42 225V226H43ZM167 225H164L165 227L169 228ZM42 226H41V229H42ZM71 225H69V228H70ZM78 226V225H77ZM76 226V227H77ZM83 227V226H82ZM2 230H4V228L1 226ZM6 229L8 227H5ZM12 228V227H11ZM15 228V227H14ZM19 228V226H18ZM17 228V229H18ZM50 228V227H49ZM164 228V227H163ZM10 229V227H9ZM7 229V230H9ZM16 229V228H15ZM23 230H25V227L24 228H21ZM19 229V230H21ZM30 229V228H29ZM40 229V230H41ZM46 229V228H45ZM55 229V228H54ZM53 229V230H54ZM60 229V228H59ZM1 230V231H2ZM13 230V228H12ZM23 230H21L23 232ZM79 230V229H78ZM11 231V230H10ZM10 231H7V232H10ZM15 231H18V230H15ZM14 231V232H15ZM20 231V232H21ZM27 231V229H26ZM35 231V230H34ZM37 231V230H36ZM106 231V230H104ZM13 232V231H12ZM13 232V233H14ZM28 232V231H27ZM26 232V233H27ZM44 232V230L42 231ZM55 232V231H53ZM63 232V231H62ZM101 232V231H100ZM109 231H107L108 233ZM3 233V232H1ZM0 233V234H1ZM25 233V232H24ZM24 233H22V235H25ZM39 233V232H38ZM99 233V232H98ZM103 233H106V232H103ZM101 233V234H103ZM169 233V234H168ZM5 234V233H4ZM12 234V233H11ZM35 234V233H34ZM32 235V234H31ZM56 235V234H55ZM100 235V234H99ZM109 235V234H108ZM35 236V235H34ZM46 236V235H45ZM49 236V235H48ZM63 236V235H62ZM18 237V235H17ZM36 237V236H35ZM45 238V237H44ZM50 238V236H49ZM30 239V238H29ZM168 239V240H169ZM18 240L22 243L24 242L23 240L21 241V237L19 236ZM3 241H6V240H3ZM3 241L0 240V245L3 244ZM10 241V240H9ZM9 241H7L9 243ZM18 241V242H19ZM6 242V243H7ZM20 242L18 244H20ZM28 242V241H27ZM108 242L109 240H107L105 243H107L106 245H108ZM5 244V243H4ZM3 244V245H4ZM12 243L10 242V247H11ZM14 245V244H13ZM22 245V244H21ZM6 246V245H4ZM4 246H2L3 248H5ZM20 246V245H19ZM31 246V245H30ZM91 246V245H90ZM1 247V249H2ZM57 247V246H56ZM6 248L8 249V244L6 246ZM5 248V250H6ZM15 248H17L15 246ZM33 248V247H32ZM90 248V247H89ZM92 248H94V246L92 245ZM0 249V250H1ZM13 249H14V246H13ZM55 249V247H54ZM4 250V251H5ZM85 250V249H84ZM89 250V249H88ZM92 250V249H91ZM91 250L89 251L91 253ZM4 251L2 249L1 254L4 255ZM8 251V250H7ZM27 251V250H26ZM78 251V250H77ZM21 252V250H20ZM72 252V251H71ZM74 252V251H73ZM79 252V251H78ZM87 251L86 253V250H85V253L86 255H91ZM96 252H93L92 250V253L93 254H96ZM77 253V252H76ZM76 253H73V254H76ZM81 253V252H80ZM0 254V256H1ZM82 254V253H81ZM98 254V253H97ZM98 254V255H99ZM1 256V257H4V256ZM80 255V254H79ZM78 255V256H79ZM84 255V252L83 254ZM80 256V257H83V256ZM105 257H103V256ZM7 256V255H6ZM68 256V255H67ZM77 256V254H76ZM85 256V255H84ZM107 256V257H106ZM109 256V257H108ZM11 257V256H9ZM14 257V256H12ZM11 257V258H12ZM24 257V256H23ZM87 257V256H86ZM68 258V257H67ZM73 258V257H72ZM106 258H109L108 260H106ZM85 259V257H84ZM88 259V258H87ZM1 260V259H0ZM3 260V259H2ZM5 260V258H4ZM7 260V259H6ZM69 260V258H68ZM12 261V260H11ZM87 261V260H86ZM80 262V261H79ZM78 262V263H79ZM6 263V262H5ZM68 263V262H67ZM84 263V262H83ZM87 263V262H86ZM1 264V263H0ZM3 264V263H2ZM7 264V263H6ZM69 264V263H68ZM74 264V263H73ZM76 264V263H75Z\"/></svg>",
    "mask_w": 264,
    "mask_h": 264
},
{
    "label": "trees",
    "instance_id": "obj_3",
    "mask_svg": "<svg viewBox=\"0 0 264 264\" xmlns=\"http://www.w3.org/2000/svg\"><path fill=\"white\" fill-rule=\"evenodd\" d=\"M255 131H256L255 123H252V132H253V134H255Z\"/></svg>",
    "mask_w": 264,
    "mask_h": 264
}]
</instances>
